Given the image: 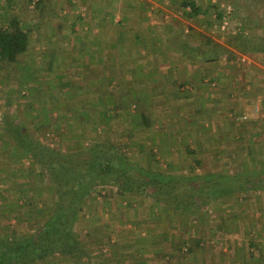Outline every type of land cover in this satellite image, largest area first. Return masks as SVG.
I'll list each match as a JSON object with an SVG mask.
<instances>
[{"label": "trees", "instance_id": "obj_1", "mask_svg": "<svg viewBox=\"0 0 264 264\" xmlns=\"http://www.w3.org/2000/svg\"><path fill=\"white\" fill-rule=\"evenodd\" d=\"M41 2L35 1L37 6ZM253 2L257 7L264 4V0ZM223 4H228V1L210 2L203 11L195 1H183L184 8L190 7L188 16L207 13L210 28L217 26L219 32L222 31L221 25L226 16ZM248 8L251 17L257 16L254 7ZM233 11L234 17L237 16L236 8ZM232 14L228 15L231 27ZM244 26L243 29H246ZM241 29L238 34L226 37L230 45V57L236 52L249 59L256 53L264 54V40L259 35L246 34ZM29 51L30 31L24 30L17 22L8 29H0V71L3 65L14 63L24 64L25 67L27 63L23 56ZM59 82L62 89H74L72 96L77 98L60 114L54 125L50 126L53 121L46 112L47 107L36 108L38 117L33 115L31 123L18 118L16 115L19 112L13 116L8 112L0 116V264L135 262L136 254L123 249L130 246L132 241L115 242L109 232V225L94 222L99 211L97 206L103 202L100 198L109 199L114 194L128 201L129 205L141 196L151 199L154 205L164 208L168 213L190 216L219 197L252 191L258 212H264V207L260 205L264 196L263 165L259 169H247L236 175L212 171L207 165L205 172H197L204 158L197 156L198 151L184 139L182 144L186 143V149L195 156V165L189 171L150 166L146 159L131 154L133 151L142 152L146 147L140 139L137 125L142 123L150 128L147 109L141 100L115 92L91 96L87 90L83 92L86 86H77L68 80ZM262 106L260 113H264ZM165 112L164 117L172 114L170 111ZM238 113V118L245 115L242 111ZM251 121L242 120V129ZM71 122H75L76 126ZM33 123H36L34 127ZM45 126L48 128L46 130L53 129L56 133L46 137L41 131ZM74 127L79 128L80 133L74 134L73 140L65 142L66 145L59 143L57 137L60 136V130L65 128L66 132L70 130L73 133L76 132ZM35 128L38 132L34 133L32 129ZM242 138L243 141L247 140L245 135ZM150 150L151 157L156 155L152 147ZM4 159L12 164L3 167L1 164ZM202 213L198 218L206 224V213ZM120 225L126 227L123 222ZM219 225L226 229L232 228L227 221H221ZM163 236L166 238L167 232ZM134 238L139 246L148 243H143V238L142 241ZM171 240L170 246L176 251L174 255H179L184 247L193 253L195 247H200L202 239L193 242L181 235ZM250 247L260 249L255 241L250 242ZM136 251L142 253L140 247ZM250 255L256 261L255 264L264 260L262 250L258 256H254L255 251L251 250Z\"/></svg>", "mask_w": 264, "mask_h": 264}, {"label": "crops", "instance_id": "obj_2", "mask_svg": "<svg viewBox=\"0 0 264 264\" xmlns=\"http://www.w3.org/2000/svg\"><path fill=\"white\" fill-rule=\"evenodd\" d=\"M51 1L42 0L34 11L39 16L28 19V0H0V29H8L17 22L30 31L31 40V28L44 23L40 39L46 36L47 49L64 45L71 52L73 67L87 72L82 73L89 78L83 85L86 86L83 92L87 90L91 96L115 92L145 104L150 128L142 123L137 125L144 143H176L180 135L191 143L216 141L219 157L226 159L236 151L235 148L226 149L224 141H242V135L245 139L251 135L225 128L230 125L229 118L231 126L235 124L238 129L244 126L235 119L240 111L252 120L246 128L254 126L258 133L260 118L264 117V113H259L263 104L260 111H256L258 99L249 102L242 93L249 92L257 80L264 78L261 73L264 69L254 61L251 64L241 62V57L247 56L238 52L231 58L230 45L225 37L210 28L207 13L188 16L190 7H183L184 0H85L88 6L79 2L77 9L72 5L66 7L63 0ZM188 1H195L203 11L213 2ZM45 27L48 28L45 30ZM42 55L46 58L44 63L49 53ZM44 64L50 68L48 62ZM57 68L53 66V70ZM158 109H172V114L161 117ZM249 236L257 243L264 238L262 231ZM151 243L142 244V253L138 254L139 245L132 241L133 249L128 246L125 252L136 254V261L140 260L150 255L143 249H153ZM201 244L203 246V242ZM219 249L217 264L240 262L231 258L229 246L225 249L218 246ZM251 250L245 251L247 257H251ZM248 260L253 261L247 258L244 263Z\"/></svg>", "mask_w": 264, "mask_h": 264}, {"label": "rangeland", "instance_id": "obj_3", "mask_svg": "<svg viewBox=\"0 0 264 264\" xmlns=\"http://www.w3.org/2000/svg\"><path fill=\"white\" fill-rule=\"evenodd\" d=\"M35 1L36 0H28L26 4L28 8L26 18L28 19H32V16H39V14L34 12L37 6ZM49 1L52 2L51 0ZM63 1H65L66 7L72 5L77 9V7L80 8V5L88 6L85 0ZM227 1L232 5L234 11L236 8L235 13L237 16L234 17V14H232L234 20L232 29L230 28L226 31L219 32L220 29L216 26L213 28L216 33L219 32V34H221L220 37L223 36L226 38L229 35L238 34V31L242 28L241 31L243 30L244 33L259 35V38L264 40V4L257 7L253 0H247V3L245 0ZM79 2H81L80 5ZM244 3L245 5H243ZM248 7H254L257 11V16L251 17L248 12ZM212 16H214V14ZM246 18L252 21L248 22ZM239 22L241 24H239ZM234 23L238 24L235 25ZM260 24L261 26H259ZM43 26L44 23L41 22L37 26L35 25L34 28H31L33 31L31 33L30 51L23 56V60L27 65L25 67L24 64L21 65L19 63L3 65V70L0 71V116L6 115L7 112L13 116L19 112V115H16L18 118L21 117L23 122L31 123L34 120L33 115L38 117L36 108L39 110L40 107H47L46 112H48L49 117L52 119L51 121H53L50 125L52 126L54 122L60 118V114L66 111L71 102L77 98L72 96L74 89L64 86L62 89L60 85H58L61 83L59 81L68 80L71 81V83L73 82L74 85L83 86L87 84L89 78L87 75L82 74H87L86 71L80 72L70 63L71 52L67 50V47L64 45H54L55 47L47 49L49 46L44 45L46 36L43 40L40 39ZM243 26L246 29H243ZM47 28L45 27V30ZM47 33L44 34L47 35ZM54 34V36H57V33ZM45 53H49L46 62H48L50 68L52 67V70L48 67H44V63L46 62L43 63L42 61L46 58H44L42 54ZM249 60L251 62H247L248 64L254 61L260 68L264 69L263 53L254 54ZM67 63L70 64L66 66ZM53 66L59 68L53 70ZM261 73L264 75V72ZM78 74L83 77L78 76ZM261 79L264 80V78H260L257 80L253 89L242 94L244 98L250 99L249 102L254 98L258 99L261 97L263 99L262 104L264 105V81H261ZM165 111H170V113H172V109H158L157 112L162 114L161 117H164L166 114ZM182 112L186 114L188 111ZM249 113V115H252L251 111H249ZM21 114H23V116H21ZM237 116H235L236 121L241 122ZM228 117L227 115L226 120ZM173 120H175L174 117ZM260 120H262V122H260L261 126L258 133H256L254 126H248L243 129H238V126L235 124L231 126L232 120L229 118L228 122H230V125L225 127L226 130H240L241 134L250 133L251 135H249L245 141H224L226 149L235 148L236 151L235 155L226 159L219 157L216 151V141L212 143L190 142L192 145L191 147L198 151L197 156L204 158L202 165L197 167V172H205L206 169L210 167L211 170L215 172L236 175L247 169H259L261 165L264 166V118ZM35 124L36 123H33L32 126L34 127ZM71 124L76 126L75 122H71ZM47 126L42 127L41 131H44L46 137L53 136L56 132H53V129L46 130L48 129ZM36 128L32 129L34 133L38 132ZM74 128L76 132L73 133L70 130L66 132L65 128L61 129L60 136L57 137L58 142L63 144L67 141H72L74 134L80 133L79 128ZM70 129L72 130V128ZM210 135L212 136V134ZM210 135H208V137H210ZM229 135L231 136V134ZM158 142L156 141L154 144H152L153 142L149 144L144 143L146 147H144L142 152L133 150H130V152L133 151L131 152L132 155L146 159V162L150 164V166L163 167L166 170L172 167L174 170L187 172L190 170L191 166L195 165V156L191 155L189 150L186 149V143L182 144V135L178 137L176 143L168 141ZM151 145L156 146L155 148L152 146L156 154L152 155V157V151L150 150ZM155 149H157V151ZM7 159H4V162H2L3 164L1 165H4L3 167L12 164V162L8 163L9 161ZM230 183L231 182H228V184ZM9 198L10 196H8V199ZM100 201L103 202L99 204L100 206H97L99 211L94 217V222L109 225V232L113 235L115 242H117V240H122L121 243H124L128 237V241H133L134 245L137 244V242L134 241V237H137V239L140 238V241H142V238L145 239L142 241L143 243H145V241L152 242L151 248L153 249H149L148 246V248L144 247L143 249L146 252L148 251L150 255H146L143 258L140 257V260H135L138 264H217L216 259H218L221 254L220 249L218 250V246H222L224 249L229 246V248H231V258L235 257V260L239 259L240 262H238V264H254L253 256L247 257L248 248L250 250L254 248L249 246V243L252 242L251 237L253 238V236L250 237L249 235L260 231H262L264 235V212H258L256 198L252 191H248L247 193L241 191L234 192L229 196L219 197L213 200L207 207L202 208L201 211H197L196 214L190 216H179L180 214H174L172 212L168 213L164 208L154 205L151 199L141 198V196L140 198H136L132 205H129L128 201L122 200L121 197L116 194L112 195L109 199L100 198ZM260 205L262 208L264 207V196ZM202 212L206 213V215H204L207 218L206 224H203L198 218V215L200 217ZM221 221H227L232 228H222V226L219 225ZM122 222L126 224V227L120 225ZM168 223H172L173 225L170 226ZM234 230L237 232L235 235L231 234L235 232ZM165 232L168 234L166 238L163 236ZM181 235H183L185 239L193 242L201 238L203 246L202 244L200 245L201 249L200 247H195V253H189L184 247L183 252L179 255H174L176 251L170 246L172 241L171 238ZM262 240L260 238V242L258 243L260 249H255L257 256L260 254V250L264 251V238ZM131 247H133L132 244H130L129 248ZM139 247L142 248V244ZM126 248L128 247H123L124 250H127ZM245 251L247 253H245ZM223 252H225V250H223ZM195 255H198L199 259L195 257ZM247 258H252L253 261L248 260L244 263ZM231 264H233V261ZM260 264H264V261Z\"/></svg>", "mask_w": 264, "mask_h": 264}, {"label": "built area", "instance_id": "obj_4", "mask_svg": "<svg viewBox=\"0 0 264 264\" xmlns=\"http://www.w3.org/2000/svg\"><path fill=\"white\" fill-rule=\"evenodd\" d=\"M213 1L216 2V0H213ZM223 6L225 7L226 16L223 19V22L221 25V30L226 31L227 29H230V28L232 29V27L230 25L231 20H230V17L228 15L232 14L233 7L231 4H223ZM241 62H249L250 63L251 61L249 60V58L242 57ZM262 101H263V99L261 97L258 98V102L256 103V111H260ZM248 117L249 116L247 114H245L244 116L239 117V120L242 121L244 119H248Z\"/></svg>", "mask_w": 264, "mask_h": 264}]
</instances>
